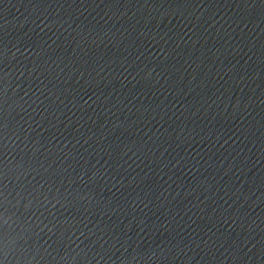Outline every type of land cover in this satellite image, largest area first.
I'll list each match as a JSON object with an SVG mask.
<instances>
[{
    "label": "water",
    "instance_id": "water-1",
    "mask_svg": "<svg viewBox=\"0 0 264 264\" xmlns=\"http://www.w3.org/2000/svg\"><path fill=\"white\" fill-rule=\"evenodd\" d=\"M0 264H264V0H0Z\"/></svg>",
    "mask_w": 264,
    "mask_h": 264
}]
</instances>
